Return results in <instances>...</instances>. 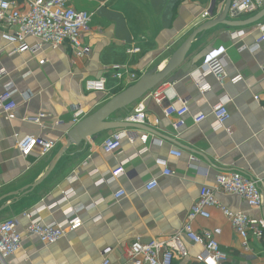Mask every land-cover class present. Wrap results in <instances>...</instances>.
Segmentation results:
<instances>
[{
	"label": "crops",
	"instance_id": "1",
	"mask_svg": "<svg viewBox=\"0 0 264 264\" xmlns=\"http://www.w3.org/2000/svg\"><path fill=\"white\" fill-rule=\"evenodd\" d=\"M225 4L226 0H68L72 8L92 15L88 29L81 34V42L89 49L85 56L65 45L58 48L43 45L35 53L18 52L19 44L6 37L14 29L0 25V70H4L0 92L7 82L18 90L14 95L18 106L11 117L7 119L0 112V222L17 217L18 230L24 233L28 219L22 213L58 202L70 188L66 178L73 172L79 177L71 186L74 193L67 202L43 209L38 217L45 223L61 221L66 207H87L80 215L82 227L53 244L24 237L22 248L9 258L10 264H100L105 257L111 264H132L131 243L137 238L149 242L177 235L201 188L214 186L216 174L239 170L250 176H262L264 106L255 102L253 95L264 94V39L260 40L264 31L257 28L258 23L264 22V4L256 13L229 18L241 21L259 15L255 23L236 27L216 25L197 36L184 62L161 81L172 84L170 91L190 105L184 116L185 125L178 133L172 129L178 116L163 113L170 101L164 98L157 104L150 96L155 86L105 121L123 122L143 101L148 115L158 119L157 125L115 127L85 135L80 141L69 143L52 172L39 185L31 187L48 170L78 122L128 87L127 77L120 82L113 76L115 66L126 67V72L135 74L137 80L146 73L165 70L176 60L181 43L202 23L220 18ZM211 6L214 16L204 20L203 12ZM240 30L244 33L232 39L231 33ZM25 41L36 44L31 37ZM133 42L140 51L127 55L126 48ZM255 43L259 45L253 51L241 48ZM212 54L224 56L230 78L239 75L241 79L236 82L228 79L221 86L209 75L211 91L203 96L190 72ZM41 60L43 64L39 63ZM98 78L104 79L105 92L85 91L84 82ZM222 96L231 100L226 123L230 131L211 127L210 108ZM76 109L83 114L75 121ZM199 110L207 117L195 125L192 115ZM40 113L45 114L42 125L35 122ZM117 130L126 131L127 136L117 150L105 152L103 141ZM28 134L43 136L56 145L43 156L37 151L22 156L16 147V136ZM170 150L180 151L181 156H171ZM122 161L127 162L123 176L111 183L97 184ZM165 168H170L173 174L162 175ZM152 179H157L158 186L146 190L145 184ZM261 188L264 189V179ZM118 190H124L125 195L116 200L114 193ZM216 197L231 211L254 218L264 216V207L250 208L237 195L217 192ZM208 212V219L198 217L192 225L197 230L221 229L218 241L225 254L222 264H264V234L258 238L251 231L248 248H244L241 237L222 211L213 206ZM202 251L201 245L180 234L173 244V264H192Z\"/></svg>",
	"mask_w": 264,
	"mask_h": 264
},
{
	"label": "built area",
	"instance_id": "2",
	"mask_svg": "<svg viewBox=\"0 0 264 264\" xmlns=\"http://www.w3.org/2000/svg\"><path fill=\"white\" fill-rule=\"evenodd\" d=\"M264 4V0H231L227 12V18L235 19L244 14L256 13ZM210 10H213L210 13ZM91 13L80 11L68 5V0H0V25L4 28H13V32L6 37L12 42L18 43V52H37L43 45L51 48L61 46H69L79 56L88 54L89 49L81 42V34L86 31L91 21ZM214 16V7L211 6L203 12V19H211ZM257 28L264 31V22L258 23ZM244 31H234L231 33L232 39L241 36ZM31 37L36 40V44L29 45L25 39ZM262 37L260 40H263ZM259 40V41H260ZM258 43L252 46H242L253 51L258 47ZM140 51L136 43H131L126 48V54L132 55ZM44 60L39 61L43 64ZM4 70H0V76ZM113 76L120 82L127 77L128 86L137 81V77L133 73L126 72V67L115 66L112 72ZM212 75L219 85L223 86L226 80L236 82L241 79L237 75L230 78L225 70L224 56L221 54H212L205 58L200 67L190 72V78L197 86L201 95L206 96L211 91L207 76ZM172 84L159 83L151 92L150 96L157 104H161L162 99H168L171 105L163 110L165 115L175 113L178 116L176 122L172 124L173 132L178 133L185 125L184 116L189 113L190 105L187 101L178 98L175 92H171ZM84 89L87 92L103 93L106 90L105 81L102 78L88 79L84 82ZM18 90L12 82H7L2 86L0 92V112L7 119L11 117V112L17 108L14 95ZM253 100L264 106V94L256 93ZM230 98L222 96L218 102L211 106L210 115L213 117L211 127L213 130L226 128L230 113L228 104ZM75 121L82 114L81 109L73 110ZM45 114L40 113L35 119L39 125H42L41 119ZM207 114L202 110L196 111L192 115L193 124L203 122ZM150 118L153 120L150 121ZM123 122L133 124H150L157 125L158 119L153 115H148L143 101L139 102L133 111L129 113ZM59 123V121H56ZM126 131H114L107 137L102 147L105 152H113L117 150ZM16 147L22 156H28L37 151L39 155L48 154L54 149L56 143L40 135L28 134L24 136H16ZM171 156H181L178 150H170ZM126 161H122L117 167L110 171V174L98 181L97 184L111 183L118 180L125 174ZM173 171L165 168L162 175L171 176ZM78 174L73 172L66 180L70 188L63 192V197L54 204L49 206L41 205L24 211L22 215L28 219V223L24 233L18 230L19 221L17 217H9L0 222V264H10L9 258L22 248L24 237H36L42 244L50 245L55 243L61 237L69 232H74L82 227L83 221L81 212L87 207L82 205L68 206L62 210L63 219L61 221H53L45 223L38 217L39 213L45 209H52L59 204L67 202L70 195L74 193L71 188L72 184L78 180ZM264 179V171L261 177L250 176L239 170H231L220 172L215 176L214 186H203L200 190L198 198L191 204L189 212L180 231L175 236L167 238H156L149 242H142L139 238L135 239L129 248V261L132 264H173L174 253L173 244L177 236L184 234L194 244L203 247L202 253L197 255L192 264H221L225 259V254L220 249L218 237L221 234L220 228H202L195 229L192 225L193 220L200 217L208 219L210 213L209 207H218L227 220L230 222L233 230L241 237L242 246L248 248V235L252 231L258 238L264 234V216L254 218L246 213L234 212L222 205L216 197L217 192L225 194H234L241 197L245 203L253 209L264 207V189L261 183ZM158 186L157 179H152L145 184L146 190H152ZM125 195L124 190H118L114 193V198L118 200ZM99 201L92 204L95 205ZM89 207V206H88ZM98 218H94L97 220ZM100 264H111L108 258H103Z\"/></svg>",
	"mask_w": 264,
	"mask_h": 264
},
{
	"label": "water",
	"instance_id": "3",
	"mask_svg": "<svg viewBox=\"0 0 264 264\" xmlns=\"http://www.w3.org/2000/svg\"><path fill=\"white\" fill-rule=\"evenodd\" d=\"M230 2L231 0H226L225 8L220 18L215 20H207L206 22L202 23L181 43L176 52V60L170 66H168V68L161 72H149L144 74L134 84L128 86L121 94L113 97L108 102L103 104L93 114L79 121L78 124L69 132V138L65 141L60 151L56 154L48 170L34 184H32L31 187L33 188L39 185L52 172L56 163L64 154L65 149L67 148L69 143L80 141L85 137V135H92L101 130L115 127L128 128L137 126V124L128 122H107L105 121V119L115 111L125 109L136 98L157 86L173 69L181 65L185 60L192 41L195 40L197 36L201 35L203 32L216 25H226L228 27L244 26L255 23L259 19L260 16L258 15L249 20H229L227 18V12L230 6ZM212 11L213 10H210V13H212ZM145 83H148L147 86H144Z\"/></svg>",
	"mask_w": 264,
	"mask_h": 264
},
{
	"label": "trees",
	"instance_id": "4",
	"mask_svg": "<svg viewBox=\"0 0 264 264\" xmlns=\"http://www.w3.org/2000/svg\"><path fill=\"white\" fill-rule=\"evenodd\" d=\"M222 263H223V261H222ZM222 263H221V264H222Z\"/></svg>",
	"mask_w": 264,
	"mask_h": 264
}]
</instances>
